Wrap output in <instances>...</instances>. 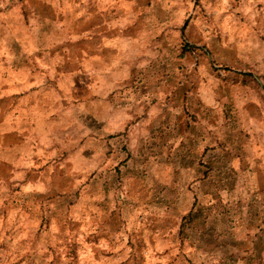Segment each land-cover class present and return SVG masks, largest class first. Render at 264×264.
I'll return each mask as SVG.
<instances>
[{"label": "rangeland", "instance_id": "374dc122", "mask_svg": "<svg viewBox=\"0 0 264 264\" xmlns=\"http://www.w3.org/2000/svg\"><path fill=\"white\" fill-rule=\"evenodd\" d=\"M62 3L0 0V33ZM160 3L140 65L96 63L84 20L81 44L51 51L62 70L34 79L47 92L31 125L0 132V264H94V250L114 264H264V0ZM192 205L204 221L180 242Z\"/></svg>", "mask_w": 264, "mask_h": 264}, {"label": "crops", "instance_id": "0c3cea01", "mask_svg": "<svg viewBox=\"0 0 264 264\" xmlns=\"http://www.w3.org/2000/svg\"><path fill=\"white\" fill-rule=\"evenodd\" d=\"M62 1L64 3L57 10H34L33 18L27 21L20 19L18 27L23 33L29 34L22 41L17 32L20 31L19 28H15L16 34L0 33V76L10 78L9 85L0 86V132L10 134L16 140L22 137L20 129L31 125L33 108L42 105V98L47 92L42 86L32 88L34 84L40 83H35L34 79L49 75L51 69L55 73H58V69L62 70L61 59L55 55L51 60V55L54 54L51 51L77 42L76 39L81 44V35L85 31L84 20L94 18L89 24L93 26L91 32L94 33V50L90 54L101 65L119 62L120 59H129V65L139 64L142 58H146L149 44H155L154 40L161 37V31L156 32L157 24L150 26L157 21V17L158 24L162 22L161 0H86L94 5H90V8L83 6L84 0H74L75 3L73 0ZM57 32L65 35L43 41L45 36L42 34ZM68 33L72 34L71 39L66 37ZM30 36L34 39L28 40ZM38 36L41 39H37ZM7 44L12 49L10 52ZM119 49L130 50L127 58L125 55H114L115 50ZM104 50L108 53H103ZM156 52L159 55V49ZM47 56H50L49 60ZM130 71L131 69L129 74ZM14 144L19 142L15 141ZM114 256L115 254L109 255L103 250H94V264H114Z\"/></svg>", "mask_w": 264, "mask_h": 264}, {"label": "trees", "instance_id": "16d2710c", "mask_svg": "<svg viewBox=\"0 0 264 264\" xmlns=\"http://www.w3.org/2000/svg\"><path fill=\"white\" fill-rule=\"evenodd\" d=\"M193 49H195L193 45L184 43L183 50L192 51ZM199 208V206L194 208L192 205L191 208L180 217L177 234L180 242H188L191 238V235L198 231L200 227L199 223L203 224L204 218L202 217H204V215H202V211Z\"/></svg>", "mask_w": 264, "mask_h": 264}]
</instances>
